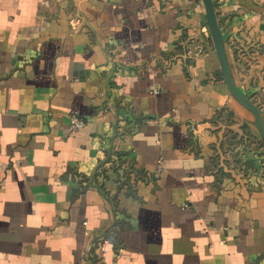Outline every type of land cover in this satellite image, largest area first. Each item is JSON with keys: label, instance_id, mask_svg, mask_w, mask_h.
Instances as JSON below:
<instances>
[{"label": "crops", "instance_id": "crops-1", "mask_svg": "<svg viewBox=\"0 0 264 264\" xmlns=\"http://www.w3.org/2000/svg\"><path fill=\"white\" fill-rule=\"evenodd\" d=\"M211 2L264 126V0ZM253 123L202 0H0V264H264V186L212 162Z\"/></svg>", "mask_w": 264, "mask_h": 264}, {"label": "rangeland", "instance_id": "rangeland-1", "mask_svg": "<svg viewBox=\"0 0 264 264\" xmlns=\"http://www.w3.org/2000/svg\"><path fill=\"white\" fill-rule=\"evenodd\" d=\"M233 99L240 104L234 97ZM231 120V113L227 112L225 123L229 125ZM252 125L256 130L254 132L247 124H243L240 135L229 132L225 141L215 147L212 162L220 169L225 166L228 169L227 175H235L243 184L259 188L264 186V140L254 123Z\"/></svg>", "mask_w": 264, "mask_h": 264}, {"label": "water", "instance_id": "water-1", "mask_svg": "<svg viewBox=\"0 0 264 264\" xmlns=\"http://www.w3.org/2000/svg\"><path fill=\"white\" fill-rule=\"evenodd\" d=\"M202 2L205 7L208 25L210 28V32L214 44V49L217 58L219 60L223 78L228 88V91L240 104L246 107L250 111V113L254 116V125L259 131L262 139L264 140V126L261 120V111L253 104H251V102H249V100L245 98L235 86L232 80L231 72L224 52L223 42L216 22V16L214 13L212 2L211 0H202Z\"/></svg>", "mask_w": 264, "mask_h": 264}, {"label": "built area", "instance_id": "built-area-1", "mask_svg": "<svg viewBox=\"0 0 264 264\" xmlns=\"http://www.w3.org/2000/svg\"><path fill=\"white\" fill-rule=\"evenodd\" d=\"M86 127V120L77 113L72 112L68 116V129L70 133H77Z\"/></svg>", "mask_w": 264, "mask_h": 264}]
</instances>
